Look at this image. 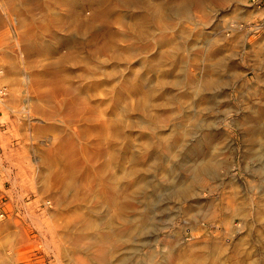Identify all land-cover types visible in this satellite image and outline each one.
<instances>
[{
	"label": "rangeland",
	"instance_id": "obj_1",
	"mask_svg": "<svg viewBox=\"0 0 264 264\" xmlns=\"http://www.w3.org/2000/svg\"><path fill=\"white\" fill-rule=\"evenodd\" d=\"M32 13L36 18L32 25H36L35 22L42 18V10L34 8ZM119 13L113 18L112 27L115 28L112 32L115 34L122 31L116 22ZM195 13L196 20L203 18V13ZM205 22L202 26L185 22L188 35L182 55L186 64L175 66L172 75L179 78L192 76L196 62L190 57L194 58L206 48L221 46L220 58L226 69L223 81L211 90L207 105L202 104L200 108L196 101L190 100L181 105L185 106L180 108L182 113L177 112V105H173L176 114L164 125L155 123L151 128L144 127L143 120L157 109L156 104L138 111L134 95L144 93L162 75L163 68H154L150 63L155 49L139 52L134 57L127 53L123 59L114 57L113 53H102L97 49L103 39L99 25H96L80 34L68 30L55 33L68 40V44L57 42L52 34H46L55 51L40 56L34 51L25 54L22 44L17 41L18 36H9L13 32L9 26L0 31V37L8 38L0 45V86L6 88V96L0 102V264H72L65 251L68 244L63 242L61 234L66 231L63 232L65 225L61 223L79 218L81 212L87 211V206L95 210L96 216L107 215L105 201L99 198L105 196L98 193L104 188L98 182L95 186L98 194H90L91 184L82 177V167L87 162L79 155L82 179L77 177L80 181L77 188L67 194L69 208H66L55 200L56 184L52 183L49 191L40 190L38 182L42 175L37 167L42 165L36 159L41 158L42 149L58 150L59 144L81 152V147L96 142L107 155L111 152L124 154L120 162L124 166H129V160L134 156L146 160L147 166L151 165L123 185L118 195L123 198L129 184L143 183L141 190L133 191L130 204L136 208L128 213L132 215L128 216L129 223L124 226V229H138L133 233L134 237L131 236L132 240L121 244L117 258L126 255L128 264H136V261L153 257L154 264H166L170 250L179 251L205 242V246L211 244L208 247L212 252L220 251L223 258H230L227 264L237 263L234 255L243 258V264H264V147L257 141L249 142L244 120L251 103L264 93V0H226L222 5L215 4ZM235 24L239 27L231 28ZM22 31L24 29L19 28L17 34ZM176 39L183 42L179 33ZM118 44L126 49L128 42L120 37ZM70 47L76 51L75 59L59 64L56 58L69 54ZM80 56L84 61L78 65ZM80 68L86 70L82 76ZM47 73L77 89L78 97L71 99L53 94L52 85L48 83L50 77L45 76ZM35 75L41 77L40 87L33 83ZM48 94L51 95L49 98H40ZM73 101L74 106L69 104ZM28 106L29 118L24 113ZM68 107L74 110L67 112ZM70 113L73 117L76 115L75 120H71ZM183 124L190 126V133L179 141L174 156L162 146L147 150L150 139L161 141ZM116 125L119 136L114 129ZM210 133H220L222 140L219 138L216 146L208 149L204 138ZM261 145L264 146V142ZM194 149L197 153L199 149V155ZM107 157L105 162L110 158ZM202 158L211 163L207 162V175L200 185L192 186L195 190L192 188L190 196L179 197L181 185L192 182L193 171L189 169L194 168L193 163L204 160ZM188 177L189 183H185ZM104 192L108 194L110 189L107 187ZM88 194L92 197L87 200L89 202L83 198ZM48 202L51 204L47 205ZM144 204L148 205L147 211L143 210Z\"/></svg>",
	"mask_w": 264,
	"mask_h": 264
},
{
	"label": "bare ground",
	"instance_id": "obj_2",
	"mask_svg": "<svg viewBox=\"0 0 264 264\" xmlns=\"http://www.w3.org/2000/svg\"><path fill=\"white\" fill-rule=\"evenodd\" d=\"M225 2L226 0H0V31L9 26V28L13 30L9 36H11V38H16L18 36L17 41L19 44H22V50L25 51V54L34 51L40 56L43 54H51L55 51L52 47L53 45L51 46L46 39V34H52V38L57 42H66V44H68V40L60 38L58 34L55 33L68 30L69 32L80 34L91 30L96 25H99L101 37L103 39L97 49L102 53H113L114 57L123 59L126 58L125 56L127 53H131L134 57L139 52L145 51L146 53V50L149 51L150 49H155L156 54L152 57L150 63L153 64L154 68H163V70H161L162 75L157 78V81L155 80L156 82L154 81L153 84L149 85L144 93L140 94L137 92L134 95V99H137L136 108L138 111L146 110L149 105L154 106L156 104L155 107H157V109L153 108L155 110L152 111V114H149V118H146L147 120H143L144 127L151 128V126L155 123L164 125L172 115L174 116V114H176L175 111H173V105H177V112L182 113V110L180 109L182 107L181 105L189 102L190 100L196 101L195 104L198 103L199 106L210 103V92L222 80V75H224L223 72L226 70L225 64L223 63L224 61L220 58V51L222 50L221 46L217 49H211V47L206 48L199 52V54L194 58L190 57L191 60L196 62L195 71L194 68H192L193 71H191V74H193L192 76L186 75L183 78L173 77L172 72L175 66L185 63L182 55L184 54V47H186L185 37L188 35V29L185 27V22H194L196 25L202 26L206 23L205 21H207L210 16L213 6L215 4L222 5ZM34 8L41 9L43 14L41 20L38 23L35 22L36 25H32L34 20H36L34 14L32 13ZM119 12H123L124 14ZM195 12L203 13V18L196 20L194 16V14H196ZM117 13L120 15L116 19V22H119V25L122 27V31L119 34L112 32V28H115L112 27L114 24L113 18ZM198 18H200V16ZM234 27L238 28L239 25L235 24L234 26H231V28ZM19 28L24 29V31L18 35L17 30ZM178 33L183 37V42L177 41L176 38ZM224 33L227 38L228 35L226 32ZM3 37H0V45L5 39ZM120 37L128 42L126 49L119 47L118 41ZM7 39L8 38L5 39L6 42ZM72 50L73 49H71V52L67 55L57 57L56 61L59 64H63L69 60L75 59L76 51ZM80 59L78 57V65L82 64L84 61L82 56H80ZM80 72L81 76L84 75V73H86L85 68H80ZM236 73L237 72H235V75ZM45 76L50 77V81H48V83L52 85L54 91L53 94H61L67 98L71 97V99L75 96L78 97V90L73 86H66L63 79L59 80L55 78L56 75L49 73ZM39 78L41 77L37 75L32 78L34 85H37V87L41 86V80ZM50 96L51 95L49 94L42 95L40 98L45 99ZM156 102H158V105ZM253 102L251 103L253 105L249 107V112L244 116L247 117L243 118L248 127L247 132L249 135L247 136L250 137L249 142L252 143L255 141L256 143L257 141V143L259 142L260 146L263 148L264 146L261 144L264 142V93H262L254 103ZM73 103L74 101L69 104L73 105ZM70 108L72 107L67 108L69 109L67 112L74 110ZM25 110L24 113L26 115L27 113L30 114L29 106ZM201 110L203 111V109ZM202 111L200 113H202ZM39 113L40 112H37V114ZM40 114L42 117L45 116L44 113ZM75 114H77V112H75ZM75 116L73 117L71 114V117H73H70L71 120H75ZM27 118H29V116ZM186 118L189 119L188 116ZM195 118L198 119L199 117L196 115ZM236 125L238 126L237 123ZM244 125L245 124H243V127ZM114 129L116 130V136H119L118 125H116ZM189 133L190 126L183 124L182 126H179L176 131L172 130L171 133L162 138L161 141H155L153 138L150 139L147 142V150L149 148L153 149L155 147L156 149L157 147L162 146L164 150L174 156L179 141L185 136L188 137ZM220 135V133H212L210 136L208 134L205 136L204 142L207 147L209 146L208 149L211 147L214 148L216 143H218L219 138L222 140ZM33 136L35 138L36 135ZM36 140L38 141L39 139ZM37 143L40 144V142ZM100 145V143L96 142L95 144L84 145L81 148L79 146L81 152H76L73 149L74 147H65L59 144L57 146L58 150L56 148H49L47 150L42 149L41 158L38 157V159H36L37 162L39 161L42 165L41 168L40 165L37 167V169L39 168L38 171L42 175L38 182L40 184V190L42 192L49 191L53 187L52 183H54V185L56 184L58 187L57 191L60 192H56L57 195H55V200L66 208H69V204H66L67 194L74 188L76 189L78 182H80L77 181V177L79 180L83 177L85 182L91 184V195L97 193L95 186L98 182L104 188V190H98V193L105 196L99 198H102V200L105 201L104 205L108 210L107 215L104 217L96 216L95 210H93L92 207L90 208L87 206V211H84L83 213L81 212V214H79V218L72 221V218L70 217L71 219H69V222L67 221L68 223H65V220L61 223H64L65 225L62 229L63 232L65 233L66 231L65 234H61L63 236V242L68 244L65 251L67 250L69 255H66L70 257L69 260H71L72 264H128L129 259L126 255L119 256L118 258L116 256L118 252L122 250L121 244L126 241H130L131 236L134 237L133 233L138 229L137 227L124 229V226L126 223H129L127 220L129 219L128 216L132 215L128 213L136 208L134 206L132 207L130 204L132 202L133 191L137 192L138 190H141L143 183L138 181L139 183L134 185L129 184L130 186L124 190L123 198L118 197V195L120 194L123 185L125 186L130 179L141 175V172L145 171L146 168L151 165L147 166L148 163L146 160L142 161L134 156L131 160H129V166H124V164L120 163L121 160L124 159V154L121 152H111L108 154L110 158L105 162L104 160L108 155L107 152L103 151ZM45 147H47V144ZM199 153L198 149L197 154L199 155ZM79 155H82L83 159L87 162L84 164V160L82 159V166L84 164L82 167L84 170L83 174L80 170L81 162H79L78 159ZM150 155H152V153ZM211 159L213 160V158ZM89 162H91V164H89ZM207 162H205L204 159L198 164L194 165L193 163L194 168L192 167L193 169H189L190 171H193L191 179L192 182H188L189 177L187 181L184 180L185 183L188 182L189 184H186V186L184 184L181 185L179 189V197H181V195L183 197L186 194L190 196L189 192L192 191V186L195 183H199L200 185L202 178L207 175ZM209 167L210 165L208 168ZM185 173H188V171ZM81 174L83 176L80 179ZM107 187L110 189L108 194L104 192ZM193 190L195 189L193 188ZM83 198L87 201L92 197L88 194L87 197ZM50 204V202L47 203V205ZM80 205L81 203L79 206ZM83 205H85V203ZM143 206L145 207L143 210L147 211L148 205L144 204ZM110 207L113 209L112 213H110ZM60 218V220H62V217ZM139 218L141 219L140 216ZM133 220L137 221V219ZM135 225H138V223ZM204 243H201L203 245L197 243L189 247L180 248L179 251L170 250L168 252L167 259L165 260L166 264H209V262L211 264H227L226 262L230 261V258H223L220 255V251L212 252L213 250L208 247L211 244L205 246ZM80 254H82L83 257H81ZM233 258L237 261L236 264H243L241 263V261L244 260L243 258H235V255ZM7 261L8 260L6 259V262ZM136 264H154V258L149 257L142 262L136 261Z\"/></svg>",
	"mask_w": 264,
	"mask_h": 264
},
{
	"label": "built area",
	"instance_id": "obj_3",
	"mask_svg": "<svg viewBox=\"0 0 264 264\" xmlns=\"http://www.w3.org/2000/svg\"><path fill=\"white\" fill-rule=\"evenodd\" d=\"M6 90L4 87H0V102H2L5 98Z\"/></svg>",
	"mask_w": 264,
	"mask_h": 264
}]
</instances>
